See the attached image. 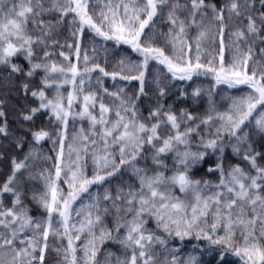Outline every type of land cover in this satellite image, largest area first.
Instances as JSON below:
<instances>
[{"label": "snow or ice", "instance_id": "obj_1", "mask_svg": "<svg viewBox=\"0 0 264 264\" xmlns=\"http://www.w3.org/2000/svg\"><path fill=\"white\" fill-rule=\"evenodd\" d=\"M0 264H264V0H0Z\"/></svg>", "mask_w": 264, "mask_h": 264}]
</instances>
